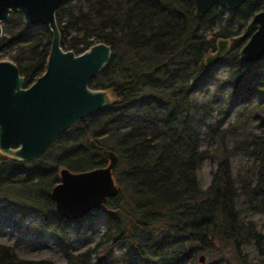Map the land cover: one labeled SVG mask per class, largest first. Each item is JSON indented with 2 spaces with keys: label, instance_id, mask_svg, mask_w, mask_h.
<instances>
[{
  "label": "trees",
  "instance_id": "obj_1",
  "mask_svg": "<svg viewBox=\"0 0 264 264\" xmlns=\"http://www.w3.org/2000/svg\"><path fill=\"white\" fill-rule=\"evenodd\" d=\"M193 9L192 0H66L56 10L63 50L77 55L94 43L110 48L109 61L88 87L108 91L114 103L72 125L36 160L0 156V209L10 208L20 219L35 215L52 228L65 264H89L91 254L112 260L114 247L141 264H190L196 255L207 264H251L243 251L249 243L264 260V233L236 209L240 199L246 211L264 215V110L255 115L258 131L229 151L227 130L209 129L219 154L202 190L196 175L208 146L199 149L195 116L203 109L190 99L208 82L203 60L218 39L229 42L221 63L229 68L234 93L264 91V68L237 58L245 43L239 33L264 10V0H245L228 12L214 6L198 19ZM49 41L46 28L27 27L19 15L1 23L0 60L15 64L23 87L43 73ZM101 149L116 158L118 192L99 208L105 217L99 242L74 255L65 232L79 221L55 213L50 190L60 170L104 168ZM230 154L251 159L255 172L232 175ZM0 264L50 263L19 260L0 246Z\"/></svg>",
  "mask_w": 264,
  "mask_h": 264
},
{
  "label": "water",
  "instance_id": "obj_2",
  "mask_svg": "<svg viewBox=\"0 0 264 264\" xmlns=\"http://www.w3.org/2000/svg\"><path fill=\"white\" fill-rule=\"evenodd\" d=\"M65 1L0 0V25L14 13L25 26L46 28L50 35L44 71L28 87H23L24 79L14 63L0 60V155L18 162L38 159L72 125L114 103L108 91L88 87V82L109 61L110 48L94 43L75 55L60 47L55 12ZM244 2L192 0L193 17L200 18L214 6L226 12L234 11ZM241 38L245 43L237 51L238 61L261 65L264 11L252 15ZM227 45V40H218L215 51L204 57L208 79L221 67ZM101 154L107 160L104 168L85 173L59 171L58 183L51 188L49 197L55 213L62 219L80 221L117 194L118 187L112 176L116 158L104 149ZM198 261L202 263V257Z\"/></svg>",
  "mask_w": 264,
  "mask_h": 264
},
{
  "label": "rangeland",
  "instance_id": "obj_3",
  "mask_svg": "<svg viewBox=\"0 0 264 264\" xmlns=\"http://www.w3.org/2000/svg\"><path fill=\"white\" fill-rule=\"evenodd\" d=\"M244 28L239 33L241 37ZM227 47L229 48V42ZM215 49L216 43L214 50L206 55L212 54ZM261 67L264 68V62H261ZM228 77L229 68L221 63V67L211 74L202 90H195L190 96V99L203 109L195 116V119L201 123L196 126L200 135L199 149L204 150L208 146L207 156L198 167L196 175L198 186L202 190L208 186L210 173L217 164L219 154L213 147L214 142L207 136L209 129L218 126L219 130H227L228 134L224 143L229 151L234 142L258 131L255 115L264 110V91L251 89V91L238 90L234 93L233 87L227 82ZM247 94L249 97L244 100ZM229 165L232 175L240 176L254 173L257 167L251 159L237 154H230ZM236 202L240 218L252 221L256 228L264 233V215L251 214L246 211L242 200L237 199ZM104 226L105 217L99 209L94 210L78 223L70 224L65 232L68 251L76 255L94 248L103 234ZM51 229L43 226L35 215L20 219V215L14 210L0 209V246L9 248L19 260L65 264V253L59 241L51 234ZM55 232L58 233L59 230ZM102 247L103 245L97 249L98 252ZM243 251L251 264H264V260L258 256L252 244L245 245ZM90 257L89 264H141L131 256L124 255L122 249L118 247L113 248L112 260L102 259V254L98 256L91 254ZM199 257L202 256L196 255L190 264L208 263L204 256L200 263Z\"/></svg>",
  "mask_w": 264,
  "mask_h": 264
},
{
  "label": "flooded vegetation",
  "instance_id": "obj_4",
  "mask_svg": "<svg viewBox=\"0 0 264 264\" xmlns=\"http://www.w3.org/2000/svg\"><path fill=\"white\" fill-rule=\"evenodd\" d=\"M28 86H29V85H28ZM28 86H27V87H28ZM68 129H69V128H68ZM44 153H45V152H44ZM0 156H1V157H4V156H2V155H0ZM4 158H6V159H10V160H13V159H11V158H7V157H4ZM13 161H15V160H13ZM15 162H18V161H15ZM20 163H22V162H20ZM56 184H57V183H56ZM56 184H55V185H56ZM66 221H70V220H66ZM70 222H72V221H70Z\"/></svg>",
  "mask_w": 264,
  "mask_h": 264
},
{
  "label": "bare ground",
  "instance_id": "obj_5",
  "mask_svg": "<svg viewBox=\"0 0 264 264\" xmlns=\"http://www.w3.org/2000/svg\"><path fill=\"white\" fill-rule=\"evenodd\" d=\"M46 153V152H45Z\"/></svg>",
  "mask_w": 264,
  "mask_h": 264
}]
</instances>
